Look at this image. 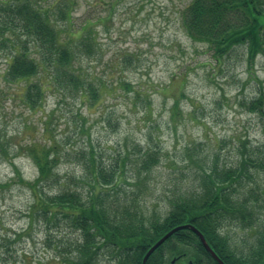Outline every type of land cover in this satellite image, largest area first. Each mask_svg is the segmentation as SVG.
<instances>
[{
  "label": "rangeland",
  "instance_id": "obj_1",
  "mask_svg": "<svg viewBox=\"0 0 264 264\" xmlns=\"http://www.w3.org/2000/svg\"><path fill=\"white\" fill-rule=\"evenodd\" d=\"M66 1L68 8L58 0L52 18L62 39L82 34L73 63L95 82L103 81L95 103L78 93L47 92L43 117L40 110L29 111L14 98L16 86L5 85L1 78L9 48H0V134H13L22 143L54 137L62 182L74 177L85 195L88 184L79 177L85 174L81 162L89 147L104 164L127 152L119 204L121 209H137L148 221L164 217L172 208L170 201L196 190L200 158L217 153L220 164H232L241 142H264V105L262 110L248 107L264 90V54L248 64L245 47L239 45L215 60L207 43L191 38L183 26L189 0ZM65 10L69 16L60 17ZM45 115L51 116L50 122L44 121ZM147 150L157 151L159 160L146 171L139 160ZM14 167L25 179L37 174L25 153L0 158V182H10L0 187V264H68L65 257L72 254L70 243L79 231L37 211L30 189L17 178L11 181ZM260 189L263 172L244 179L237 189L255 211L248 216L253 217L251 225L223 220L233 248L253 243L264 226ZM98 262L115 260L101 252Z\"/></svg>",
  "mask_w": 264,
  "mask_h": 264
},
{
  "label": "trees",
  "instance_id": "obj_2",
  "mask_svg": "<svg viewBox=\"0 0 264 264\" xmlns=\"http://www.w3.org/2000/svg\"><path fill=\"white\" fill-rule=\"evenodd\" d=\"M62 1L68 8L69 3ZM53 7H58V0L49 5H40L36 0H0V48H9L1 78L5 85L16 86L14 98L29 111H42L47 92L78 93L91 104L104 87L101 79L95 82L74 65V46L82 41V34L62 39L52 18ZM69 13L62 11L60 17L67 18ZM182 23L191 38L207 43L217 61L239 45L245 47L248 64L258 54H264V0H189ZM177 105L174 99V112ZM263 105L264 90L251 98L248 107L262 110ZM50 117L45 115L44 121L50 122ZM48 129V124L43 126L42 133ZM240 145L232 164H220L217 153L200 158L196 190L170 201L172 208L164 217L148 221L137 209H121L119 204L118 185L129 161L127 152L120 153L113 164H104L89 147L81 162L85 174L79 177L80 182L88 184L85 195L74 177L61 181L56 169L59 144L54 137L45 142L33 137L22 143L13 134H0V158L20 152L28 155L36 166V176L25 179L14 167L11 181L17 178L30 189L36 210L46 219H62L79 231L70 243L72 254L65 257L68 264H99L101 252L112 256L115 264H140L147 248L182 222L196 225L226 264H264V226L257 230L253 243L238 250L223 231L222 223L227 217L238 220L242 226L252 224L253 217L248 216L253 215L255 205L247 204L246 196L237 189L254 173H264V142ZM158 160L157 151L147 150L139 160L140 168L147 171ZM9 184L0 182V187ZM161 246L190 251L196 256L202 251L211 261L197 234L188 228L174 232ZM149 258L145 264H149Z\"/></svg>",
  "mask_w": 264,
  "mask_h": 264
},
{
  "label": "flooded vegetation",
  "instance_id": "obj_3",
  "mask_svg": "<svg viewBox=\"0 0 264 264\" xmlns=\"http://www.w3.org/2000/svg\"><path fill=\"white\" fill-rule=\"evenodd\" d=\"M182 223H185V222H182ZM208 254L211 258V261L208 260V257L206 256V254L202 251H198V255L196 256V254L194 255L190 251L177 250V249H172V247H169V246L160 245L156 249H154L149 255L150 256L149 264H220L211 255L210 252H208Z\"/></svg>",
  "mask_w": 264,
  "mask_h": 264
},
{
  "label": "water",
  "instance_id": "obj_4",
  "mask_svg": "<svg viewBox=\"0 0 264 264\" xmlns=\"http://www.w3.org/2000/svg\"><path fill=\"white\" fill-rule=\"evenodd\" d=\"M184 226H188L190 228H192L198 235V237L200 238L202 244L204 245V247L212 254V256L217 259L220 264H225L218 256L217 254L213 251V249L210 247V245L207 243V241L205 240L202 232L193 224L191 223H185V224H179L176 225L174 227H172L171 229H169L167 232H165L160 238H158L145 252V254L143 255L142 258V264L145 263L146 258L148 257V255L151 253V251L153 249H155L159 244H161V242H163L171 233H173L175 230L184 227Z\"/></svg>",
  "mask_w": 264,
  "mask_h": 264
}]
</instances>
